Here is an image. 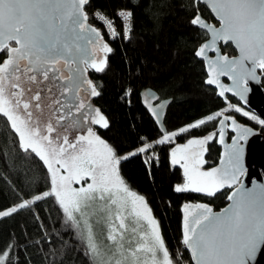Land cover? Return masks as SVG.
I'll return each mask as SVG.
<instances>
[{
    "label": "snow or ice",
    "instance_id": "snow-or-ice-1",
    "mask_svg": "<svg viewBox=\"0 0 264 264\" xmlns=\"http://www.w3.org/2000/svg\"><path fill=\"white\" fill-rule=\"evenodd\" d=\"M205 3L220 22V27H215L199 14H194L190 21L206 30L205 35L211 33L212 37L210 43H203L195 52L208 64L210 78L205 83L216 85L220 97L231 92L245 99L249 81L261 83L257 69L264 70V0H205ZM88 4L89 0H0V52L7 57H0V115L6 118L7 125L18 136L20 147L38 157L49 174L48 191L0 211V217L10 216L36 201L53 197L70 226L75 227L86 242L93 264H173L159 222L153 217L147 201L131 191L120 176L121 160H127L129 156H118L116 150L91 128L86 136L80 135L73 141L67 136L54 138L55 129L51 123L42 133L39 118L34 119L30 111L31 103L23 100L21 76L33 83L37 76L44 81H63L64 77L56 67L62 60L72 74L61 87L65 91L79 90L81 85L76 80L81 69L71 67L75 60L69 34L95 32L86 26L88 17L84 6ZM119 15L131 32L132 11H122ZM100 18L112 27L111 21L103 16ZM112 31L115 33L114 28ZM93 42V39L89 40V43ZM218 42L234 44L238 56L229 59L219 54ZM101 50L105 53L112 51L106 44H101ZM209 51L217 53L215 59L208 56ZM84 62L90 63L96 71H103L107 61L97 62L93 58ZM221 76L230 77L234 86L221 83ZM87 83L90 94L99 95L91 81ZM32 99L37 102L36 109L41 110L40 92ZM151 99L158 97L146 94V101ZM55 103L61 104V101ZM84 107L82 102L77 105L78 109ZM164 107V103L158 106L159 109ZM231 111L264 125V119L228 103L224 109L182 127L178 132L165 131L163 139L157 141L160 144L170 142L176 136L209 122L219 124L218 133L189 139L185 145H177L173 150L172 163L180 165L184 177V183L175 186L177 193L196 192L212 196L224 187L231 188L239 183L238 176L244 171L240 142L246 141L253 130L239 125L226 114ZM152 114L159 116L157 108H152ZM95 116L93 123L108 127V121L99 110ZM228 122L237 135L231 148L225 151L226 159L220 162L221 167L202 170L206 163L203 158L206 145L217 135L219 143L225 142ZM152 147V144L145 143L129 155L145 153ZM227 198L232 203L221 214L214 213L206 204L184 205L183 243L191 250L195 264H253L264 248V187L254 191L241 185ZM193 207L198 211H190ZM10 252L11 245L0 250V264H12Z\"/></svg>",
    "mask_w": 264,
    "mask_h": 264
},
{
    "label": "trees",
    "instance_id": "trees-1",
    "mask_svg": "<svg viewBox=\"0 0 264 264\" xmlns=\"http://www.w3.org/2000/svg\"><path fill=\"white\" fill-rule=\"evenodd\" d=\"M120 10L132 11V31L126 38L119 34L113 39L105 33L95 13L115 18ZM84 11L112 50L106 55L104 70L93 77L99 92L94 105L108 121V127H97L95 134L112 146L118 156L163 139L141 104L140 92L144 89L157 92L160 100H172L164 120L168 133L178 132L225 108L215 91L204 85V66L194 56L207 35L190 23L193 15L199 13L212 21L203 6L196 5L194 0H89ZM222 52L235 55L230 45ZM0 57L6 58L4 53ZM261 85L264 89V76ZM229 101L241 105L233 99ZM231 115L264 132L256 121L234 112ZM216 125L215 121L209 122L170 142L153 144L147 152L121 160L119 165L125 184L145 198L159 222L173 264H191L181 233L184 205L206 203L218 211L226 205L229 191L214 197L196 192L177 193L175 186L184 183V177L180 166L172 164L171 152L189 139L206 137ZM206 148L204 168L210 170L218 163L220 149L215 141ZM48 175L43 162L20 147L18 136L0 115V211L48 191ZM9 245L12 264H93L86 243L78 230L70 226L53 197L0 218V250Z\"/></svg>",
    "mask_w": 264,
    "mask_h": 264
},
{
    "label": "water",
    "instance_id": "water-1",
    "mask_svg": "<svg viewBox=\"0 0 264 264\" xmlns=\"http://www.w3.org/2000/svg\"><path fill=\"white\" fill-rule=\"evenodd\" d=\"M194 2L196 5L199 4L203 6L207 10V12L210 14L212 18V21L210 22H208L207 20L201 17L206 23L211 24L215 27H220V22L218 18L215 16V13L211 10V7L207 3H205V0H194ZM86 26L91 29H94L95 32H88V33L80 32L79 34H77L76 32H70L69 34V43L73 46V49H74L73 54H72V58L75 60L74 69L79 67L81 69L79 73L82 75L85 73L84 68H83L84 67L83 63H85L84 61L85 60L91 61L94 58L91 47L98 46L101 48V44H106L101 32L97 28L92 26L89 23L88 19L86 21ZM194 27L206 33V30L200 29L198 26H194ZM96 33H99V38H96ZM206 35H207V39L204 42H202L199 46H201L203 43L211 42V39H212L211 33H207ZM90 39H93L94 42L89 43ZM227 45H230L232 49L234 50V53H235L234 56L230 57L226 54H223L222 48L226 47ZM13 46H15L14 42H13ZM218 46L220 48L219 54L226 55L229 57V59L236 57L239 54L238 49H236L235 45L232 44L231 42H229L228 44H224L223 42H218ZM197 50L198 48L196 49V51ZM2 53L3 52H0V54ZM207 54L212 59H215L217 56V53H214L211 51H209ZM194 56L204 66V70L206 74L205 81H206L208 78H210V73L208 72L207 61L202 60L200 57H197L195 54ZM5 59H7V57ZM62 62L64 61L62 60ZM86 64H90V63H86ZM257 74L261 76V82H262V77L264 76V70L257 69ZM205 81H204V85L214 90L216 97L220 99L223 102V104L227 105L228 103H230L229 100L233 99L236 102L240 103L244 107V109H246L248 112L255 114L260 119H264V89L261 83L257 84L254 81H249L247 85L249 90L245 93V99H241L240 96H236L231 92L225 93V97H226L225 99V97L219 96L220 89L216 85H207ZM220 81L221 83L225 84L228 87L234 86L232 83V80L228 76H221ZM146 94L149 97L154 94L156 97H158V99H151L150 101H146ZM140 101H141L142 106L144 107V109L146 110V112L148 113V115L150 116L154 124L156 125L159 133L163 136L164 132L166 131L165 126H164V120H165L168 107L170 106L172 100L171 99L160 100V97L157 94V92H155L152 89H144L140 92ZM160 103L165 104V107L163 109L158 108ZM152 108H157V110L159 111V116H155L152 114ZM233 118L237 121L235 117ZM237 123L244 127H249L253 130V134L249 135L246 141L240 142L241 146L243 147L242 165H243L244 171L242 174L238 176V180H239L238 184L233 185V187L231 188L224 187L220 189L219 191H217L215 195L220 194L223 191H229L228 193V196H229L233 191L236 190L237 187H240L241 185H243V187L246 190H254V191H260L261 188L264 187V132H261L260 130H256L252 128L251 126L242 124L238 121ZM263 131H264V125H263ZM213 132H216V133L219 132L218 123L216 125L215 130L212 131L211 133ZM230 134L232 135L231 138H229ZM236 135L237 134L231 128L230 122H228L227 126L225 127V135H224L225 142L223 144L219 143L218 135L213 140H211V141L215 140L218 148L220 149L218 163L214 167H221L220 162L226 159L225 151L231 148V145L236 139ZM215 195H212V196L208 195V196L214 197ZM231 203L232 201L226 198V205L218 211H214L213 208L206 203H193V204H188V205L194 206L197 204H206L208 205V207L212 209L214 213L221 214L223 213V210L227 208ZM190 211L195 213L198 210L193 207ZM181 233H182V239H183V224L181 227ZM184 248L189 255L191 264H195V260L193 259L191 255V250L188 249L186 245H184ZM253 264H264V248H262L261 254H258L256 261H254Z\"/></svg>",
    "mask_w": 264,
    "mask_h": 264
},
{
    "label": "flooded vegetation",
    "instance_id": "flooded-vegetation-1",
    "mask_svg": "<svg viewBox=\"0 0 264 264\" xmlns=\"http://www.w3.org/2000/svg\"><path fill=\"white\" fill-rule=\"evenodd\" d=\"M100 49L101 48L98 46L91 47L92 53L97 62H99L100 60H98L97 58L96 51ZM105 58L106 57H102L101 60ZM83 65L85 73L83 75L80 73L77 74L76 82L81 85L78 91H65V89L61 87L62 83H67V78L72 74L67 70V65L65 64V62L61 61L58 65H56V67L60 70L61 74L64 77L63 81H44L41 76H37V78L40 77V80L43 82L45 91H48L49 88L51 89L50 92L54 101L53 114L58 118V127L66 134L87 135V131L89 128H91V130L95 133V130L98 127L97 125H95V123L92 122L96 118L95 112L97 108L94 105V99L96 96L90 94L91 89L87 82L91 81V84L95 86V80L93 77L99 71L93 69L91 67V64L83 63ZM71 67L74 69V63L71 64ZM56 100H60L61 104H56ZM81 102L85 105V107L78 109L77 105ZM61 105H63V107ZM231 116L234 117L233 115ZM60 117H64V119L61 120ZM231 137L232 135L230 134L229 138ZM212 142L213 141H209L208 144ZM203 194L207 195L206 193Z\"/></svg>",
    "mask_w": 264,
    "mask_h": 264
},
{
    "label": "rangeland",
    "instance_id": "rangeland-1",
    "mask_svg": "<svg viewBox=\"0 0 264 264\" xmlns=\"http://www.w3.org/2000/svg\"><path fill=\"white\" fill-rule=\"evenodd\" d=\"M96 54H97L98 60H101V58L102 57H106V55L108 53H105L104 51H102L100 49V50L96 51ZM20 83H21V86H22V88L24 90L23 100L29 101L31 103L30 111H32L34 119L37 118V117L39 118V122H40V127H41L42 133H44L45 126L48 123H51L52 126L55 129V131L52 133V136L54 138L55 137H61L62 138L64 136H67L69 138V141H73L75 138L79 137L80 135H84V134H77V135H75V134H66L65 132L60 130V128L58 127V124H57V119L58 118H57V116H55L53 114L54 101H53V98H52V94H51L50 91H45L44 90L43 82L40 80V77L37 78V81L35 83H33L32 81L28 80L24 75H22ZM37 92H40V94H41V100L39 101V103L41 105V110H37L36 109V103L37 102L32 99ZM233 105H236V104H233ZM236 106L237 107H241L244 111H247L246 109H244V107L242 105H236ZM20 112H21L22 115L24 114V110L22 108L20 109ZM232 112H234V111L229 112V114H232ZM234 113L242 115V113H237V112H234ZM249 113H250V115H255V114H253L251 112H249ZM244 117H246V116H244ZM246 118L250 119L249 117H246ZM95 125H97L98 127H102L99 124H95ZM260 126H261V129H263V125H260ZM157 141H159V140L151 142L150 144H152V145L155 144L156 145ZM138 149L130 151V152H126V153L122 154L121 157H123V156L131 157L129 154L132 153V152H136ZM173 150H172V152H173ZM172 152H171V154H172ZM122 160H124V159H122ZM171 162H172V156H171ZM173 165L180 166L179 164H173ZM181 170L183 172L182 168H181ZM202 170H205L204 165L202 167ZM74 186H76V185H74ZM0 218H2V217H0ZM80 236H81V234H80ZM81 238H82V236H81ZM82 240L84 241L83 238H82Z\"/></svg>",
    "mask_w": 264,
    "mask_h": 264
},
{
    "label": "built area",
    "instance_id": "built-area-1",
    "mask_svg": "<svg viewBox=\"0 0 264 264\" xmlns=\"http://www.w3.org/2000/svg\"><path fill=\"white\" fill-rule=\"evenodd\" d=\"M122 11H127V10L118 11L116 13L115 18H109L106 15L102 14L101 12L95 13V17L103 25V29H104L105 33L108 34V36L110 38L115 39L116 37L119 36V34H122L123 38H126L129 34L127 22H125L124 19L119 15V13ZM97 13H99L100 15L98 16ZM100 16H103V17L107 18L108 21H111L112 27L110 28L108 26V24L105 23V20L101 19ZM113 28L115 29V33H113V31H112Z\"/></svg>",
    "mask_w": 264,
    "mask_h": 264
}]
</instances>
